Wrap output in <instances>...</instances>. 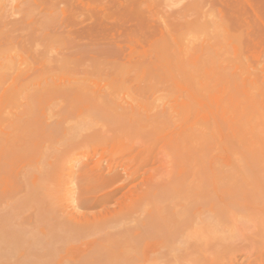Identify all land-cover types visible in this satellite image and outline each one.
<instances>
[{
    "label": "rangeland",
    "instance_id": "374dc122",
    "mask_svg": "<svg viewBox=\"0 0 264 264\" xmlns=\"http://www.w3.org/2000/svg\"><path fill=\"white\" fill-rule=\"evenodd\" d=\"M3 71L0 120L29 112L31 121L78 128V137L60 130L1 143L8 146L0 147V264L64 260V250L86 243L90 232L77 225L72 232L64 221L71 212L86 224L165 206V220L148 234L163 243L152 264H264V0H0ZM65 82L68 92L42 94ZM109 98L136 116L164 110V124L90 138L122 112L96 104ZM200 129L208 137L190 159L191 169L200 167L197 181L176 143ZM84 162L106 177L110 164L122 180H82ZM195 183L203 198L192 195ZM157 186V194L144 193ZM133 230L117 234L127 240Z\"/></svg>",
    "mask_w": 264,
    "mask_h": 264
},
{
    "label": "bare ground",
    "instance_id": "6f19581e",
    "mask_svg": "<svg viewBox=\"0 0 264 264\" xmlns=\"http://www.w3.org/2000/svg\"><path fill=\"white\" fill-rule=\"evenodd\" d=\"M165 22V21H164ZM167 25V24H166ZM166 28L168 26H165ZM169 29V27H168ZM166 29V30H168ZM169 31V30H168ZM168 33V32H167ZM171 33V31H169V34ZM171 35V34H170ZM181 37V35H179ZM174 38V37H173ZM180 39V38H179ZM177 40V39H176ZM181 40V39H180ZM174 41V40H173ZM178 43V42H176ZM209 43V42H207ZM206 44V43H205ZM179 47V46H178ZM184 48H186V46H183ZM181 48V46H180ZM187 49V48H186ZM186 49L184 51H186ZM202 49V48H201ZM200 49V50H201ZM214 49V48H213ZM182 51V49H180ZM189 51V50H187ZM186 51V52H187ZM211 51V50H210ZM178 52V51H177ZM184 52V53H186ZM190 52V51H189ZM192 52V51H191ZM202 52V51H200ZM176 53V52H174ZM206 52H204L203 54H205ZM181 54V53H180ZM182 55H183V52H182ZM181 55V57H182ZM189 55V54H188ZM192 55V54H190ZM206 55V54H205ZM204 55V56H205ZM209 55V54H208ZM211 55V54H210ZM174 56V54H173ZM203 56V57H204ZM169 57V56H168ZM179 57V56H177ZM186 57V55H185ZM202 57V55H201ZM174 58V57H173ZM206 58V56H205ZM161 59V57L159 58ZM176 59V58H175ZM180 60V58H178ZM177 59V60H178ZM174 60V59H173ZM183 60H184V57H183ZM200 60V59H199ZM203 61H205L203 59ZM160 62V61H159ZM165 63V61H163ZM175 62V61H173ZM200 62V61H199ZM162 63V62H161ZM162 63V64H164ZM176 63V62H175ZM170 64V63H169ZM177 64V63H176ZM203 64H206V62H204ZM166 66V64H165ZM201 67V64L199 66V69ZM203 67V66H202ZM167 68V67H166ZM191 68V67H190ZM189 67L188 68H185V69H190ZM174 69V68H173ZM193 69V67L191 68V70ZM198 69V68H197ZM201 70V69H200ZM173 70H169V72H172ZM168 72V71H167ZM200 72V71H199ZM198 72V73H199ZM1 74L2 73H5L4 71L3 72H0ZM176 73V72H175ZM196 73V72H195ZM174 75V73L172 74ZM193 76V74H191ZM199 75V74H198ZM178 77V76H177ZM198 77V76H197ZM200 77V76H199ZM179 78V77H178ZM193 78V77H192ZM180 79V78H179ZM194 79V78H193ZM181 81V80H180ZM194 82V81H193ZM66 83V84H65ZM63 86H57L55 88H49L47 90H44V92L42 94H45V95H49L52 94V95H56V94H59L60 93H66L68 92L66 90L67 87H70V85L68 86L67 85V82H65ZM69 84V83H68ZM202 84V83H201ZM184 86V85H183ZM211 86V85H210ZM202 87V86H201ZM200 87V88H201ZM17 89V87H14ZM197 88V87H196ZM204 88V86H203ZM202 88V89H203ZM1 89V88H0ZM14 89V90H16ZM194 89V88H193ZM198 90H201V89H198ZM2 91V90H1ZM17 91V90H16ZM19 91V90H18ZM5 92V91H4ZM6 92H9V91H6ZM15 93V91H14ZM190 93V92H189ZM11 94V93H10ZM262 94H260L259 96L261 97ZM192 96V94H191ZM1 98V97H0ZM13 98H15V94L13 96ZM111 98V97H110ZM105 99V100H100V101H97V105L103 109V110H112V109H122V112L121 113H115L114 116L111 118V120L109 121L110 123V127H106V129L104 130H101L100 132L98 130L96 135L94 136H91L90 138H99V139H104V140H107L106 138H110L113 135L114 133V130H121V131H125V130H130V132L132 133H135V134H145L146 131L150 128L151 124H155L156 125L160 122H163L165 121L166 119V116L167 114L164 113V110L158 114V115H154V116H149V115H145V114H137L134 115L132 113H127L126 111H124V109L122 108V105H120L118 102L116 101H113L111 99ZM193 98V97H192ZM194 99V98H193ZM3 102V101H2ZM195 103V102H194ZM202 103V102H201ZM200 103V104H201ZM241 103V102H239ZM196 104V103H195ZM204 104V103H202ZM242 104V103H241ZM3 105V104H2ZM173 105V104H172ZM206 105V103H205ZM239 105V104H238ZM189 106V105H188ZM202 106V105H201ZM219 106V105H218ZM221 107H223L222 105H220ZM121 107V108H120ZM171 107V106H170ZM217 107V106H216ZM243 107V106H242ZM10 108V107H9ZM13 108V107H12ZM16 108V107H15ZM172 108V107H171ZM178 108V107H177ZM186 108V106H185ZM201 108V107H199ZM199 108L196 110L195 108V105H194V109L196 111L199 110ZM183 109V108H182ZM218 109V108H217ZM1 110V108H0ZM187 110V109H186ZM232 110V109H231ZM242 110V109H241ZM240 110V111H241ZM3 111V110H2ZM14 111V110H13ZM17 111V110H16ZM174 111V110H172ZM1 112V111H0ZM22 112V113H21ZM20 114H17V113H14L13 115H9L8 119H3V121H5V124H7L5 126H0V134L2 135V138L0 139V147L4 146H8V145H15L18 140L20 138H26L27 136H35L37 138H39L41 136V138H43V136L45 135L46 136H49V135H52L57 132V131H60L61 130V134H65V136H67L66 134L70 133V132H66L64 127L62 128L61 126V121L60 119L57 120V121H54L53 123L50 122V123H47V122H44L43 121H36V120H33L31 121L32 117H30L29 115V112H24L21 111ZM184 112V111H183ZM4 113H7L8 112H4ZM3 113V114H4ZM10 113V112H9ZM31 113V112H30ZM173 113V112H172ZM227 114V113H226ZM168 115H169V112H168ZM171 115V114H170ZM169 115V117H170ZM176 115V112L175 114ZM180 115V114H179ZM189 115V114H188ZM2 118L5 117V114L4 115H0ZM239 116V115H238ZM7 117V116H6ZM168 117V118H169ZM172 117V116H171ZM170 117V119H171ZM184 117V116H182ZM188 117V116H187ZM173 118V117H172ZM179 118V117H178ZM181 119V117L179 118ZM179 119H176V120H179ZM184 120V118H183ZM182 120V121H183ZM226 120V119H225ZM2 120H0L1 122ZM2 121V122H3ZM7 121V123H6ZM167 121V120H166ZM39 122L41 124H39ZM195 122V121H193ZM2 124V123H1ZM164 124V122H163ZM194 124V123H193ZM243 124V123H242ZM154 125V127L156 126ZM181 125V123H180ZM178 125V128L179 126ZM161 126V124H160ZM105 127V126H104ZM101 128V127H100ZM114 128V129H113ZM194 128V127H193ZM200 128V127H198ZM203 128V127H202ZM210 128V126H209ZM103 129V128H102ZM190 130V128H188ZM196 129V128H195ZM244 129V128H243ZM68 130H70L68 128ZM78 130V128L76 129V131ZM201 130V129H200ZM197 130V131H194L191 133L188 132L187 134L182 135V137L180 138L179 142L176 143L179 145L180 147V150L181 152L183 153L184 157H186L185 159H188L189 160V164L186 165L185 168H188L190 166V173H192V177L196 178L197 175L200 176L198 173V168H200L199 166L196 167V165H192V169H191V162H190V159H194L195 156L198 154H200L201 152V149L202 147L205 145V142L207 140V137H208V131L207 132H204V130L206 131V129H203V130ZM245 130V129H244ZM75 131V133H70L71 135V140H75V139H72V137H78V135L76 134L77 132ZM186 131V130H185ZM211 131V130H210ZM66 132V133H65ZM71 132H72V129H71ZM210 133V132H209ZM95 134V132L93 133ZM92 134V135H93ZM40 135V136H38ZM52 136H49V137H46V138H50ZM19 137V138H18ZM86 136H83L81 138H85ZM238 137V136H237ZM16 138L18 140H16ZM240 138V137H239ZM238 138V139H239ZM40 139V138H39ZM219 139V138H218ZM2 141V142H1ZM254 141V140H253ZM9 142V144H8ZM69 142L71 143V141L69 140ZM1 143L2 144H8V145H2L1 146ZM69 143V144H70ZM68 144V143H67ZM222 147V146H221ZM3 148V147H2ZM59 153V152H58ZM57 153V154H58ZM169 156V155H168ZM195 163V161H194ZM171 165V164H170ZM179 165L180 167L183 168L184 170V165L182 164L181 160L179 161ZM89 166V165H88ZM109 172L112 174L111 176H108L106 177L105 175H103V173L101 172L102 170V167L101 166H96L95 168V172H93L92 170H90V168L87 167V162H84L82 163L78 169H77V175H78V178L80 179H88V178H92L94 177L95 179L97 180H101V181H118V180H122V176L119 172H115L113 171V168H112V165L110 164H107L105 166ZM189 170V169H188ZM231 173V172H230ZM183 174V173H182ZM130 175H133V174H130ZM181 176V175H180ZM93 178V179H94ZM132 177H127L126 180L127 181H130L132 180L131 179ZM192 178V179H194ZM180 178L178 177H174L172 181H168L167 183L170 184V186L174 187L176 186L175 184L179 181ZM191 179V180H192ZM197 181H199L198 179L199 178H196ZM223 179V178H222ZM221 179V180H222ZM225 179V178H224ZM214 181V180H213ZM190 182H194V181H190ZM167 183L165 185H167ZM163 184V183H162ZM190 185H192L191 183H189ZM196 184V183H195ZM157 185V184H156ZM161 185V184H160ZM189 185V186H190ZM152 186V185H151ZM193 186V185H192ZM216 186V184H215ZM158 187V186H157ZM155 187V189L152 191V188L150 189V187L148 189H146L144 191L145 194L147 195H152V193L155 191V194L158 193V191L161 189V186H159L158 188ZM163 188V187H162ZM171 188V187H169ZM191 188V187H190ZM164 190V189H163ZM162 190V191H163ZM188 190V189H187ZM193 190L192 191V195H195V197L198 195L199 198L202 197V194H197V193H200L201 192V188L199 186V184L197 183L194 187H193ZM190 191V190H189ZM160 192V191H159ZM191 194V193H188V195ZM197 194V195H196ZM143 196V195H142ZM141 196V197H142ZM145 196V195H144ZM147 197V196H146ZM150 197V196H148ZM148 197L146 199H148ZM155 197V196H154ZM153 197V198H154ZM189 197V196H188ZM194 198V197H193ZM145 197L142 198V200H144ZM179 199V198H178ZM189 199V198H188ZM196 198H194L195 200ZM98 200H102V198H99ZM141 200V198L139 199ZM136 201V200H135ZM169 201V199H168ZM172 201V200H171ZM171 201H169V204L172 203ZM176 201V200H175ZM160 202V201H159ZM180 202V201H178ZM182 202V201H181ZM142 203V201H141ZM168 203V202H167ZM139 204V203H138ZM147 204V203H146ZM183 204V203H182ZM142 205L144 206V204L142 203ZM186 205V204H185ZM139 206V205H138ZM141 206V205H140ZM149 206V205H148ZM151 206H152V203H151ZM150 206V207H151ZM137 207V206H134V208ZM144 207L147 208V206L145 205ZM154 207V206H153ZM158 207V206H156ZM173 207H176V206H173ZM149 208V207H148ZM152 208V207H151ZM166 208V206H165ZM165 208H162V207H159V208H154L153 210L151 211H147L145 212L144 214H139V210H136V209H132L131 210H127L125 212H122L121 215L120 214H103L99 217H94V219H87L86 221V224H84V222L82 223V221L77 218L73 212L69 213L65 220L64 221H67L69 222V224H74V225H68L71 229H74L72 230V232L75 230L77 231L78 226H82V229L83 231H81L80 229L77 231V232H81V234L85 231V232H89L88 235H86V237H88L86 240V243H83V245H79V246H76V247H71L68 249L66 248L64 250V255L66 256V258L64 260H52L51 258H43L41 261H40V264H152V260L155 259V257L157 258L158 256L160 257V248H161V245L163 244L162 242H158V241H155V242H151L148 240L149 238V233H150V230H151V227L157 225L159 222H162L165 220L166 218V214H164L165 211ZM171 208V207H170ZM179 208V210L181 209V207H177ZM138 209V207H137ZM143 209V207H142ZM145 209V208H144ZM141 210V209H140ZM178 211V210H176ZM174 210V213L176 212ZM179 212V211H178ZM183 212V211H182ZM181 212V213H182ZM177 213V212H176ZM198 213V212H197ZM203 213V212H202ZM139 214V215H138ZM182 215V214H181ZM179 215V216H181ZM201 215V214H200ZM184 216V215H182ZM199 216V215H198ZM209 216H211V213L209 214ZM197 217V216H196ZM179 218V217H177ZM176 218V220H177ZM193 218V217H192ZM82 219V218H81ZM175 219V217L173 218ZM195 219V217H194ZM193 219V220H194ZM197 219L200 220V218L198 217ZM84 220V219H83ZM198 220V221H199ZM197 220L195 219V222ZM194 222V221H193ZM212 222V221H211ZM65 223V222H64ZM63 223V224H64ZM176 223V222H175ZM178 223V222H177ZM62 224V225H63ZM67 224V223H65ZM65 224L63 226H65ZM98 224V225H97ZM77 225L75 228H73V226ZM84 225V226H83ZM97 225V226H95ZM129 225V226H128ZM67 226V225H66ZM65 226V227H66ZM67 226V227H68ZM191 226H196V225H191ZM198 226V225H197ZM200 226V225H199ZM66 227V228H67ZM190 227V226H189ZM92 228V229H91ZM97 228V229H96ZM118 228V229H117ZM127 228H132L134 229L133 230V236L129 239H121L119 238V234H117L118 232H122L123 230L127 229ZM191 228V227H190ZM189 228V229H190ZM195 228V227H194ZM193 228V229H194ZM198 228V227H197ZM206 228V226H205ZM69 229V230H70ZM200 230V228H198ZM197 229V230H198ZM203 229V228H201ZM208 229V228H207ZM87 230V231H86ZM115 230H118L116 232H113ZM196 230V228H195ZM191 231H194L191 229ZM190 231V232H191ZM205 231V230H204ZM208 231V230H207ZM71 232V233H72ZM75 232V234L77 233ZM126 232V231H125ZM196 232V231H195ZM203 233V232H202ZM79 234V233H78ZM80 234V235H81ZM127 235V234H126ZM84 237V236H83ZM128 237V236H127ZM205 240V239H204ZM171 242V241H170ZM78 243V242H77ZM167 244H170V243H167ZM166 244V246H167ZM204 245V244H203ZM74 246V245H73ZM164 247V245H163ZM194 253V252H192ZM189 255V254H188ZM187 255V256H188ZM162 256H163V253H162ZM191 256V255H190ZM190 256L188 257V259L190 258ZM193 257V255L191 256ZM161 258V257H160ZM154 261V260H153ZM163 262V261H162ZM162 262H160L162 264ZM160 263H157V264H160ZM191 262H188V263H185V264H190ZM192 264V263H191ZM194 264V262H193ZM229 264H236L235 262H231ZM247 264H258V263H253V262H247Z\"/></svg>",
    "mask_w": 264,
    "mask_h": 264
}]
</instances>
